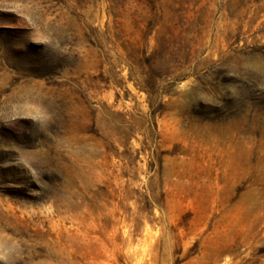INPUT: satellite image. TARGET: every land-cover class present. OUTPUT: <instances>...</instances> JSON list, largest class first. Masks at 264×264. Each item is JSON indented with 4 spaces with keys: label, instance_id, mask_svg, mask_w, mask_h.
Here are the masks:
<instances>
[{
    "label": "rangeland",
    "instance_id": "obj_1",
    "mask_svg": "<svg viewBox=\"0 0 264 264\" xmlns=\"http://www.w3.org/2000/svg\"><path fill=\"white\" fill-rule=\"evenodd\" d=\"M0 264H264V0H0Z\"/></svg>",
    "mask_w": 264,
    "mask_h": 264
}]
</instances>
